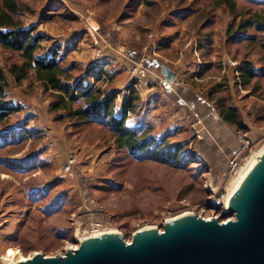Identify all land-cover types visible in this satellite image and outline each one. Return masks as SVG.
<instances>
[{"label":"rangeland","instance_id":"1","mask_svg":"<svg viewBox=\"0 0 264 264\" xmlns=\"http://www.w3.org/2000/svg\"><path fill=\"white\" fill-rule=\"evenodd\" d=\"M20 1L28 9L21 19L26 27H37L45 37L42 50L46 53H52L48 49L54 44L50 30H56L55 37L60 38L77 28L90 32L95 30L96 19L102 22L101 30L93 33L106 48L125 56L132 47L144 48L154 57L159 53L165 55L170 41L164 37L172 35L169 39H176L179 66L187 70L191 66L190 57L194 58V77L187 83L209 104L207 109L219 115L218 106L222 103L236 108L248 132L236 131L222 122L226 130L234 132L235 140L231 143L236 148L239 146L235 157L243 158L241 165L230 174L227 156L231 146L223 137L225 133L221 136L215 123L214 130L208 132L203 118H208L207 112H197H202L201 104L198 109L190 107L191 110L184 106L181 117L184 124L178 127L177 133L163 129L161 134L168 133L157 134L156 138L181 146L190 160L187 169L151 161L140 163L125 150L118 149L107 130L89 124L76 127L69 119H61L64 111L52 112L50 104L55 98L37 81L34 70L20 84L16 83L8 71L14 64L22 65L24 59L18 52L0 46V68L9 73L7 95L23 108L0 126V132L24 128L25 123L29 127L35 115L24 111L31 107L44 118L38 121L45 127L40 128L41 132L45 134L51 124L63 134L58 143L52 139L47 143L45 134L26 145L0 151L7 162L0 160V264L9 259L11 249L16 251L15 257H11L16 263L36 254L64 256L80 246L81 239L88 236L87 225L94 220H109L107 230H117L131 242L141 229L163 230L169 219L185 213L206 219L219 218L222 222L233 219V215L224 217L220 209L213 207L212 198L217 196L225 204L235 180L264 149V76L248 86L238 84L243 62L250 61L258 70L264 67V29L251 28L245 35H238L235 29L240 22L252 17L264 21V7H256L246 0H231L235 4L233 13L229 5L219 6L220 0H146L155 2L141 10L135 2L143 0ZM82 6L89 12V18L76 16L72 11ZM174 18L178 24H174ZM233 25L236 28L229 34ZM136 31L140 32V39L135 37ZM76 49L79 53L80 48ZM99 51L92 58H99ZM76 57L77 60L81 56ZM61 59L65 66V58ZM70 67L80 69L77 62ZM75 76H80V70ZM103 89L107 91L106 83ZM193 119L201 120L200 138L191 127ZM29 128L37 129L38 123ZM36 149L51 157L48 161L45 159L44 167L29 169L15 161ZM74 157L70 176L65 167ZM84 177L94 180L89 186L98 203L90 208L92 212L81 199ZM39 191L42 198L37 195ZM63 194L68 197L65 201ZM58 205H63L60 210H57ZM79 220L82 225L77 224Z\"/></svg>","mask_w":264,"mask_h":264},{"label":"trees","instance_id":"2","mask_svg":"<svg viewBox=\"0 0 264 264\" xmlns=\"http://www.w3.org/2000/svg\"><path fill=\"white\" fill-rule=\"evenodd\" d=\"M246 1L256 7H264V0ZM217 4L219 6L227 4L231 11L235 12V4L231 3V0H220ZM26 11L28 9L20 0H0V46L5 50L18 52L24 59L22 65L14 64L8 71L16 83L20 84L34 70L37 81L42 83L45 90L51 92L55 98L50 104V110L56 113L65 112L61 116L62 120L69 119L76 127L89 124L107 130L115 139L118 149L125 150L130 158L140 163L151 161L177 169H187L186 164L190 160L182 152L181 146L172 145L165 139L158 140L154 135L155 126L152 123L147 122L140 126L128 124V118L137 113L141 105L140 90L136 86L137 80L128 86L127 95L119 103L118 98L121 92H108L103 89L104 84L111 81L112 76L99 65H93L82 72L75 67L64 66L57 50L39 54L43 49L42 42L45 37L37 31V27L24 25L21 15ZM235 15L238 16V14ZM234 28H236L234 25L229 28V34ZM251 28L264 29V21L253 17L245 19L240 22L235 32L238 35H245ZM248 38L253 40L247 36ZM243 63L239 69L238 84L248 86L255 79L264 76V67L258 70L250 61ZM78 70L82 76H75ZM8 72L0 68V126L5 125L13 115L20 113L23 109L7 95V88L10 86ZM218 109L223 122L236 131L248 132V126L241 119L236 108L222 103ZM24 125L25 127L21 129L10 128L0 132L1 152L39 140L45 135L38 128L31 129L28 124ZM41 155L42 150L36 149L23 154L15 161H19L26 167L33 168L37 165L44 167L45 160L41 158ZM1 159L7 163L3 156H0ZM37 195L40 198L43 197L41 191L37 192ZM63 205H58L57 210H60ZM212 206L224 213L223 207L216 204Z\"/></svg>","mask_w":264,"mask_h":264},{"label":"water","instance_id":"3","mask_svg":"<svg viewBox=\"0 0 264 264\" xmlns=\"http://www.w3.org/2000/svg\"><path fill=\"white\" fill-rule=\"evenodd\" d=\"M170 84L177 74L161 65ZM222 222L195 214L148 228L127 242L120 232L81 242L64 256L33 258L16 264H264V152L243 176Z\"/></svg>","mask_w":264,"mask_h":264},{"label":"crops","instance_id":"4","mask_svg":"<svg viewBox=\"0 0 264 264\" xmlns=\"http://www.w3.org/2000/svg\"><path fill=\"white\" fill-rule=\"evenodd\" d=\"M154 2L143 0L137 1L135 2V4L138 10H141L146 5H153ZM85 10V7L82 6L78 9H73L72 11L76 16L85 15L86 17H88V15L90 14ZM176 20L177 18H174V24H178ZM101 23L102 22L100 20L96 19L93 23V27L95 30L91 29L89 30L90 32H86V29L81 30L77 28L76 30H74V32L70 31L69 34L67 33V35L62 34L65 36H62L61 38L59 36L55 37V35H58L56 30H50V32L48 33L50 36H54V42H52L54 44L52 45V49L50 48V50L48 49V51L53 52L54 50H57L59 56L63 57V59L65 58L64 64L66 63V67H70L72 64H75L77 62L80 65V70L82 72L87 71L93 65H99V67H102L107 73L110 74V76H112L111 81H108L106 83L107 91L121 92L119 93L121 94L119 95V103H121L127 95L126 89L128 88V86L134 80H137L136 86L140 90L141 105L137 113L131 115L128 118V124L130 126H140L146 124L147 122H150L155 126L154 135L156 136L157 134L165 135L168 132H171L172 134L177 133L176 130L178 129V127H182V125L184 124L181 119L184 106L187 108L197 107L198 109V104H201L202 112H200L199 110H197V112L199 114H205V112H207L208 118H203L206 123V128H208L209 130L208 132L210 133V131L214 130L213 124L215 123L218 128L217 131L221 133V136H223V134L225 133L223 137L227 138V140L229 141V145L231 146L227 156V158L229 157L228 161L231 158L235 157L236 153L238 152L239 146H237L236 148L233 143H231L234 139V132L230 129H225V127L223 126L224 124L222 123L223 121L219 117L218 113L216 115L215 111H209L207 109V106L209 104L204 99L200 98V96L197 94L198 91L194 90L193 87L187 83L192 77H194L193 74L195 73V70L192 66V64H195L194 58L192 56L190 57L189 55V57L192 59L188 61V64L190 63L191 65L189 68L185 65L188 68L187 70L182 69L181 66H179L180 59L177 57L178 51H176V39H169V37H172V35L169 34L168 36H163L168 41H170V44L166 47L168 48L167 50L169 52L165 53V55L159 53V55L157 56H160L159 58L147 53L146 51H144V48L138 49L135 47H132L128 55L125 56L113 50L112 48H106L104 43L101 42L97 35L93 33L94 31L101 30ZM135 37L137 39H140V32L138 33L136 31ZM91 44H93V46H91ZM76 47L80 48V52L82 53L79 52V54ZM97 50H100V55L99 58L94 59L92 58V56H94ZM45 53L46 52L44 50H41L39 54ZM77 55H80L81 57L76 60ZM74 61L76 62L74 63ZM163 64L167 65L170 69L176 72V82L170 84L163 78L161 73V65ZM137 67L146 69L148 71L147 74L145 76H136V74L134 73V68ZM80 76H82V73L80 74ZM25 110L26 111L24 112L35 115L32 118V121H30L29 127L35 125V123H38V129L44 127V125L38 122L39 120L43 121L44 118L36 114V112H34V109L29 107ZM217 122H219V124H217ZM209 126L212 128V130ZM163 129L168 130V132L161 134L160 131H164ZM45 134L47 135V143L50 139H52L53 141H57L58 143L59 138L63 137L61 130L57 129L56 127H52L51 124L48 125ZM45 154H42L41 158L48 161L51 157L47 153ZM40 167V165H37L33 168ZM67 198L68 197L63 194L62 199Z\"/></svg>","mask_w":264,"mask_h":264},{"label":"built area","instance_id":"5","mask_svg":"<svg viewBox=\"0 0 264 264\" xmlns=\"http://www.w3.org/2000/svg\"><path fill=\"white\" fill-rule=\"evenodd\" d=\"M134 72L137 73L138 76H145L147 74V70L144 68H134ZM194 120V119H193ZM201 124V120L197 119L196 121L194 120V122L191 124L192 129L196 130V132L198 133V138L201 137V133L199 132V126ZM202 131V130H201ZM242 157L238 156V157H233L230 159L229 161V169L227 172L233 173L234 171H236V169L241 165L242 163ZM74 165H75V157L70 159V162L66 165L65 170L66 173H69L70 176L73 175V170H74ZM93 178H82V182H85V184H82L81 186V199L83 200V202L86 204L85 207L89 209V212H92L90 210V208H92V206H96L97 205V200L92 196L91 194V187L89 185L92 184L93 182ZM213 202L219 206V207H223L224 211H228V208H225V204L224 202H222V200L220 198L217 199V196H214L212 198ZM80 220L77 221V224L82 225ZM106 224H109V220H94L91 221L86 228V234L87 235H96L100 232L106 231L108 229V226Z\"/></svg>","mask_w":264,"mask_h":264},{"label":"bare ground","instance_id":"6","mask_svg":"<svg viewBox=\"0 0 264 264\" xmlns=\"http://www.w3.org/2000/svg\"><path fill=\"white\" fill-rule=\"evenodd\" d=\"M263 152H264V149H263L258 155L254 156V157L252 158V160H251V161L247 164V166L244 168V170L240 173V176L238 177V179L235 180V185H234L233 189L230 190V194L228 195V197H227V199H226V202H225V208H228V209H229V201H230V198H231L232 194L234 193L235 189L237 188V186H238V184L240 183V181H241V179L243 178V176H244V175L247 173V171L251 168V166H252L256 161H258V160L261 158V155H262ZM190 214H191V213H190ZM187 215H189V214H188V213H185V214L182 215V216L174 217V218H172V219H169V220L167 221V223L173 222V221H175V220H177V219H179V218H181V217H183V216H187ZM150 228H152V227H150ZM145 229H148V228H145ZM141 230H144V229H141ZM141 230H140V231H141ZM115 232H117V230L110 229V230H106V231L100 232V233H98V234H96V235H88L87 237L82 238V239H81V242H84V241L89 240V239H91V238H93V237H97V236H100V235H103V234H106V233H115ZM138 232H139V231H138ZM138 232H137V233H138ZM15 253H16L15 250H13V249L9 250V252H8V257H9V259H6V263H5V264H16V261L13 260V259L11 258V257H13V256L15 257ZM23 261H25V260L23 259Z\"/></svg>","mask_w":264,"mask_h":264}]
</instances>
